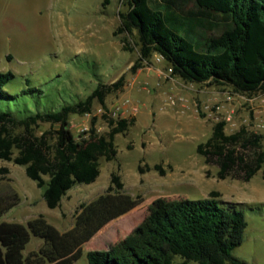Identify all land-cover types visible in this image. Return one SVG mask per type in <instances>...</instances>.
I'll return each mask as SVG.
<instances>
[{
	"label": "rangeland",
	"instance_id": "rangeland-1",
	"mask_svg": "<svg viewBox=\"0 0 264 264\" xmlns=\"http://www.w3.org/2000/svg\"><path fill=\"white\" fill-rule=\"evenodd\" d=\"M193 8L191 4L187 9ZM127 11V0H0V72L16 75L5 88L9 96L0 99L1 113L27 118L59 112L86 100L100 83L125 76V88L107 99L108 112L115 118L139 119L117 136L118 157L101 160L99 179L76 186L56 209L48 206L44 189L28 176L26 166L0 159V194L21 198L0 223L27 224L44 215L61 231L70 230L80 206L107 193L116 173L126 192L143 197V203L85 244L84 256L75 264H89V251L113 250L137 228L148 229L155 200H198L213 191L247 215L245 242L234 255L247 264H264V170L250 182L222 180L219 167L208 165L198 152L215 124L227 118L229 134L243 127L264 134V92L246 95L230 86L187 82L172 75L158 54L133 71L141 57L138 34L119 31L121 14ZM105 112L96 101L92 113L73 115L76 137L81 140L93 128L94 117L98 132L107 134ZM43 243L34 237L26 254Z\"/></svg>",
	"mask_w": 264,
	"mask_h": 264
},
{
	"label": "trees",
	"instance_id": "trees-1",
	"mask_svg": "<svg viewBox=\"0 0 264 264\" xmlns=\"http://www.w3.org/2000/svg\"><path fill=\"white\" fill-rule=\"evenodd\" d=\"M127 2L119 31L138 34L141 57L133 71L158 54L172 75L187 82L230 86L246 95L264 92V0ZM191 4L194 8L188 10ZM15 77L13 72H0V99L9 96L5 88ZM125 86V76L100 83L86 100L59 112L27 118L0 112V159L26 166L28 176L44 189L48 206L60 207L76 186L99 179L101 160L118 157L117 136L137 124L136 117L115 118L108 112L109 95ZM96 101L106 110L103 118L109 132L100 134L94 117L93 128L79 140L71 118L92 113ZM46 124L50 129L42 130ZM227 126L226 120L216 123L198 152L208 165L219 167L220 179L250 182L264 170V134L247 127L229 134ZM155 169L165 173L161 165ZM221 198L218 191L198 200L159 198L148 229L137 228L113 250L89 251V264H247L234 255L245 242L246 212ZM20 203L17 193L0 194V221ZM142 203L143 197L127 193L115 173L107 193L80 206L70 230L61 231L44 215L27 224L2 221L0 264H75L83 258L85 244ZM34 237L44 243L26 254Z\"/></svg>",
	"mask_w": 264,
	"mask_h": 264
},
{
	"label": "built area",
	"instance_id": "built-area-1",
	"mask_svg": "<svg viewBox=\"0 0 264 264\" xmlns=\"http://www.w3.org/2000/svg\"><path fill=\"white\" fill-rule=\"evenodd\" d=\"M165 60L163 56L159 55V61H163ZM171 72H172V69H171ZM136 111H138V108H136ZM228 123L231 121V118H227L226 120Z\"/></svg>",
	"mask_w": 264,
	"mask_h": 264
},
{
	"label": "crops",
	"instance_id": "crops-1",
	"mask_svg": "<svg viewBox=\"0 0 264 264\" xmlns=\"http://www.w3.org/2000/svg\"><path fill=\"white\" fill-rule=\"evenodd\" d=\"M137 120H138V121H137V123H138V122H139V119L137 118ZM143 120H144V119H143ZM111 223H112V222H111Z\"/></svg>",
	"mask_w": 264,
	"mask_h": 264
}]
</instances>
